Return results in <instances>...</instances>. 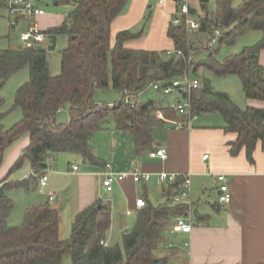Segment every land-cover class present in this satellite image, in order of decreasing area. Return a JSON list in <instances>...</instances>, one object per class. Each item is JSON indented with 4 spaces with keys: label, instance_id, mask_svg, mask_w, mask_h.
Instances as JSON below:
<instances>
[{
    "label": "trees",
    "instance_id": "trees-1",
    "mask_svg": "<svg viewBox=\"0 0 264 264\" xmlns=\"http://www.w3.org/2000/svg\"><path fill=\"white\" fill-rule=\"evenodd\" d=\"M127 1H74L67 21L46 32L68 37L58 75L50 73L47 52L34 45L17 50L0 49V89L23 68L28 67L30 74L14 98V106L22 110L23 116L9 128L3 124L6 112L2 110L4 98L0 93V166L7 147L25 133L30 138L22 155L0 182V264H62L65 255H70L71 264H165V259L155 258L152 253L168 216L169 208L165 206H145L138 213L135 226L123 233L122 245L105 246L102 242L107 225L101 228L100 219L108 207L101 201L80 211L72 224L70 237L62 239L59 210L47 201L30 206L20 225H10L8 218L14 209L12 195L29 191L53 154L77 153L90 163H98L91 140L109 115L119 128L132 130L139 149L148 147L153 102L126 103L125 90L135 95L153 82L169 85L195 66V72L205 68L220 76L237 75L247 98L264 100V67L259 62L264 39L239 53L220 56L221 46L235 44L237 38L248 31L264 30V0H243L237 7L233 6V0H216L215 13L206 11L200 20L199 32L208 35L212 26H216L221 28L222 36L214 48L205 52H199L203 42L196 46L184 22L177 26L171 24L168 35L175 49L171 56H167V52L124 46L141 32L121 31L111 46V24ZM8 6V0H0V9ZM178 51L182 52L181 56H177ZM199 55L206 56L194 62ZM109 86L123 93L112 108L94 100L97 89ZM183 94L190 96L191 113L218 112L223 116L226 130L238 134L232 143V152L245 147L252 160L259 140L264 149V109L239 107L227 92L215 90L207 79L199 82V87L192 89L189 95ZM64 107L68 108L69 120L56 123L55 117ZM26 160L35 174L10 180V175Z\"/></svg>",
    "mask_w": 264,
    "mask_h": 264
},
{
    "label": "crops",
    "instance_id": "crops-1",
    "mask_svg": "<svg viewBox=\"0 0 264 264\" xmlns=\"http://www.w3.org/2000/svg\"><path fill=\"white\" fill-rule=\"evenodd\" d=\"M74 1L37 0V6L45 11L44 14L35 17L42 31L47 32L64 24L75 6ZM235 1L237 0L232 1L233 6L237 7ZM238 1L240 5L243 0ZM188 2L190 18L195 16L201 20L206 11L210 14L215 13V11L208 10V0H188ZM179 3V0H128L111 24V46H114L119 32L129 30L133 33L141 32V35L127 40L124 44L126 48L172 52L173 55L174 43L168 35V29L180 7ZM2 9L8 10V8ZM192 9L194 12L191 11ZM198 9L200 12L196 15ZM9 18L13 20L10 26L26 27L29 25V19L21 13ZM251 31L259 33L256 43L264 39V30ZM56 35L58 36L57 48L64 34ZM207 36L206 34V38ZM49 44L50 39L48 38L44 46L47 47ZM27 45L29 44L26 43L25 46ZM259 62L264 67V47L260 50ZM240 83L242 85V82ZM142 92L132 95L130 98L134 100L129 99V101L132 104L152 103V99L145 101L141 98ZM157 92L162 94L160 91ZM165 95L172 97L161 99L163 101L159 103L153 102L154 110L151 113L149 125L151 144L148 147L139 149L132 130L121 129L117 124L111 131L114 139L107 142L108 146L102 147L93 140L95 133H101L104 130L100 127L94 132L91 140L93 152L99 160L98 163H90L80 154L71 152H61L50 156V163L38 175L36 184H31L29 191L19 195L21 197L32 191H38L43 196V199L28 198L25 212L34 204L57 201L59 207L56 203L52 206L59 210L61 218L59 234L62 239H65L61 233V215L65 210H68L67 215L70 216L73 224L80 211L101 201L108 207L107 212L102 213L101 218L104 217L110 222H107L109 229H106V232L111 233L116 218L121 224L126 225V219L134 214L137 219L138 213L145 206H165L169 208L168 216L163 221L158 245L152 252L155 258L165 259V264L264 263V149L262 140L258 141L252 152V160L248 158L245 147L234 153L231 150L232 143L236 141L238 134L226 130L225 120L220 113L206 112L197 114L196 117L184 116L174 109L176 104L184 101V94L179 90H173ZM235 102L241 108L264 109V100L247 98L245 94L243 98L238 95ZM179 124H184V126L179 128ZM29 142V135L25 133L6 148L2 167L0 166V182L18 157L22 155ZM158 149L166 150L165 159L150 155L151 151ZM205 154H208L206 159L203 158ZM106 163L111 164L114 172H148L152 174V179L148 182H134L131 177L118 178L114 181L112 192L107 193L103 187L104 176L102 174ZM73 166H78V169L73 170ZM160 172L190 175L192 203L189 207H173L169 204V197L176 193L178 188L176 184L159 181L157 174ZM42 173L48 176L45 186L40 184ZM12 174L9 177L10 180H21L34 175L35 169L31 167L18 179L12 178ZM219 174L226 176V182L232 195L229 203L219 202L222 183L218 179ZM50 196L53 197L52 200ZM17 198L13 197V210H15ZM137 199H144L147 205L138 209ZM177 216H181L193 225L190 232L175 228ZM108 226H112L111 229ZM112 237L110 234L108 238H104L105 246L113 245L110 242Z\"/></svg>",
    "mask_w": 264,
    "mask_h": 264
},
{
    "label": "rangeland",
    "instance_id": "rangeland-1",
    "mask_svg": "<svg viewBox=\"0 0 264 264\" xmlns=\"http://www.w3.org/2000/svg\"><path fill=\"white\" fill-rule=\"evenodd\" d=\"M239 1H235V5H239ZM207 8L209 11H216V0H208L207 2ZM200 12V9H198V12L196 15H198ZM196 21H200L199 17L193 16ZM194 18H191L195 20ZM11 20L8 16V10L6 9H0V49H22L25 46V42L21 39V34L28 29V25L26 27H22V25H18L16 27L10 26ZM258 31H251L247 32L240 37L237 38L236 43L233 45H223L220 47V56H224L231 53H239L242 51L245 47L254 45L256 43V39L258 37ZM49 35V34H47ZM189 37L190 39L196 44V46L200 45L202 42H204L206 38L205 33H200L197 31H193L190 29L189 31ZM47 44V40L44 42V45ZM67 45V37L63 35L62 38H60L59 45L56 49L47 51V59L49 62V70L52 75H58L61 72V57H62V50ZM218 48V46L216 47ZM193 55H195V51L192 52ZM206 55H199L195 58L194 62L199 61L200 59L204 58ZM195 66L191 67L189 70V74L191 78L197 80L200 83H203L204 80H209L211 86L217 90V91H223L227 92L229 95H232V100L237 101V97L239 95L240 98H243L244 91L243 87L241 85L240 78L237 75H227V76H220L212 71L205 69V68H199L197 72L194 71ZM29 68L25 67L16 74H14L0 89V93L2 94L4 98V105L2 107V110L6 112L5 117L3 119V124L6 128L11 127L15 123L21 120L22 118V110L18 107L14 106V98L15 93L19 86L24 84L26 81L29 80ZM123 93L120 91L113 89L111 86L107 88H99L96 90L94 95V100L96 103L104 104L107 106H110L111 108L116 105V103L122 98ZM132 95H129L128 98L132 101L133 98H130ZM134 97V96H133ZM172 96H168L165 94L158 93L156 90L153 89L151 85H149L147 88H145L142 92L141 98L145 99H152L153 102L159 103V101H163L166 98H171ZM163 99V100H161ZM236 103V102H235ZM69 112L68 108L64 107L62 108L56 115V122L57 123H65L69 120ZM116 124L118 125L117 121L113 118L112 115H109L106 119H104L100 126L104 128V130L101 133H95L94 134V141L97 142V144L104 147L107 145V142L111 139H114L113 135H111V131L113 128H115ZM109 144V143H108ZM60 154V153H56ZM61 156V155H60ZM66 166L67 162L65 163ZM2 167V165H1ZM0 167V169H1ZM31 164L29 161H25L24 164L16 170L12 174V178L18 179L19 176H23L25 173H27L30 168ZM7 172V171H6ZM6 174V173H5ZM4 174V175H5ZM19 195H22L20 191L17 193L15 192L12 196L18 197ZM33 197H39L38 199H43V196L39 194L38 191H32L31 193L23 196H19L17 198L15 210L12 211V214L9 218V224L12 226L20 225L24 220V213L26 209V203L28 198ZM51 203V202H50ZM57 205V201L51 204ZM63 211V210H62ZM68 210H65L64 213L62 212V223H61V233L64 238H68L71 235V228H72V222L70 221V216L67 215ZM69 219V220H68ZM136 214L131 215L126 219V225L121 224L119 222L118 218H116L115 226H108L111 229V233L108 231L106 232L105 237H109L111 234L113 245L119 244L122 245V237L123 233L126 229H132L136 224ZM108 220H106L104 217L103 219H100V227L104 228L106 225H109ZM109 229V228H107ZM62 264H71V257L70 255H65L62 261Z\"/></svg>",
    "mask_w": 264,
    "mask_h": 264
},
{
    "label": "built area",
    "instance_id": "built-area-1",
    "mask_svg": "<svg viewBox=\"0 0 264 264\" xmlns=\"http://www.w3.org/2000/svg\"><path fill=\"white\" fill-rule=\"evenodd\" d=\"M179 9L177 10L174 18L172 19V25H180L181 23H185L189 29L199 31L201 28L200 21L193 20L189 17L190 14V5L188 0H179ZM44 10L37 6V0H10L8 6V16L14 17L16 14L21 13L25 15L29 19V25L27 31L21 34V39L24 42H29L32 40V43H28L29 45H37L42 44L48 39V35L46 32L42 31L38 22L35 20V17L44 14ZM222 36V30L219 27L212 26V31L208 34L206 40L199 47V52H205L209 49L214 48L218 42L220 41ZM177 56H181L182 52H176ZM172 52H168L167 56H171ZM192 59V58H191ZM154 90L160 91L164 94H168L173 90H179L184 93L187 92L188 95L192 89L199 87V82L193 78H191L189 73H185L180 77H177L172 80V83L166 85L161 82H153L151 84ZM125 102L129 103V92L127 90L124 91ZM174 109L177 110L181 115L196 117L197 114L191 113L190 111V96H186L183 102H179L174 106ZM184 124H179V128L183 127ZM150 155L153 157L160 156L163 159L167 157V153L165 149H158L155 151H151ZM208 157V154L203 156L204 159ZM78 166H73V170H77ZM103 178V187L107 193L112 192L114 181L118 178L126 179L131 177L134 182L145 181L148 182L152 179V174L148 172H114L112 170V166L110 163L105 164V169L102 172ZM157 178L161 182H166L170 184H176L178 190L176 193L172 194L169 197V204L173 207L176 206H187L189 207L192 203L191 199V178L189 174H177V173H168V172H160L157 174ZM218 179L222 182L220 185V194H219V202L221 203H229L231 201L232 195L229 190V186L226 182L225 174H219ZM48 180V176L44 173L40 175V184L45 186ZM53 197L50 196V200ZM146 205V201L144 199L136 200V207L142 208ZM193 225L190 222H186L181 216L176 217L175 228L177 230H181L184 232H190L192 230ZM104 244V242H102ZM105 245V244H104Z\"/></svg>",
    "mask_w": 264,
    "mask_h": 264
},
{
    "label": "water",
    "instance_id": "water-1",
    "mask_svg": "<svg viewBox=\"0 0 264 264\" xmlns=\"http://www.w3.org/2000/svg\"><path fill=\"white\" fill-rule=\"evenodd\" d=\"M191 11L194 12L193 9ZM48 38L50 39V44L47 47H45L42 44H37V45H35V48L38 49V50H41V51L54 50L56 48V45H57L58 36L56 34H49ZM27 43H32V40H30ZM126 231L128 232L129 229H126Z\"/></svg>",
    "mask_w": 264,
    "mask_h": 264
}]
</instances>
